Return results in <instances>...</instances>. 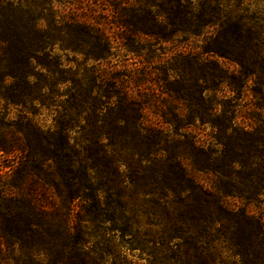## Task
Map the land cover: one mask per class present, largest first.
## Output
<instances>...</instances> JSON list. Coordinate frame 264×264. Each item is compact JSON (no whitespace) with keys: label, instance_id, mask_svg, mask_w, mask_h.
<instances>
[{"label":"trees","instance_id":"16d2710c","mask_svg":"<svg viewBox=\"0 0 264 264\" xmlns=\"http://www.w3.org/2000/svg\"><path fill=\"white\" fill-rule=\"evenodd\" d=\"M55 50L71 54L75 70L62 68ZM118 53L131 55L133 66L111 63ZM245 93L251 98L240 105ZM0 102L55 115L45 131L31 119L30 134L17 123L0 128V154L13 160L0 192V241L13 253L3 264H124L118 253L86 246L96 223L120 234L129 227L126 218L117 225L118 193V211H106L101 193L109 199L110 188L93 181L101 174L74 170L75 140L95 148L86 160L100 152L125 165L129 186L135 176H155L160 154L166 175L187 185V211L210 217L214 206L210 220L224 222L209 241L217 264H261L263 219L220 201L264 195L262 11L242 0H0ZM199 127L210 129L209 142L197 139ZM40 173L65 213L41 204ZM198 174L211 176L213 187Z\"/></svg>","mask_w":264,"mask_h":264},{"label":"rangeland","instance_id":"374dc122","mask_svg":"<svg viewBox=\"0 0 264 264\" xmlns=\"http://www.w3.org/2000/svg\"><path fill=\"white\" fill-rule=\"evenodd\" d=\"M242 3L244 6L249 7V11L257 9L264 13V0H242ZM62 7L59 6L58 8L62 9ZM100 8H104V6L100 5ZM114 35L116 36L115 31ZM53 54L60 57L62 68L75 70V66L68 62L73 58L71 54H63L56 50ZM114 62L131 67L135 61L131 55L118 53L111 60V63ZM231 69L233 68L230 66L229 70ZM69 85L67 82L59 87V93L63 94L60 100L64 99L65 91ZM250 98L247 93L243 94V99L239 104H246ZM53 116H55L53 112L47 111L39 105H34L32 110L25 113L19 108L7 107L0 102V128L17 123L19 124L17 127L21 126L23 132H26L28 129L26 130L25 121L31 119V121L37 122L45 131L51 129ZM13 129L17 128L14 127ZM27 133L30 134L29 131ZM76 134L77 131H74L71 137L76 139L78 137ZM196 137L201 143L209 142L210 129L199 127L198 130L196 129ZM69 144L71 145V152L74 153L71 154L74 170L82 166L86 174L91 177L101 174V179L98 178L93 181L95 184L101 185L106 182V187L110 188L109 199L106 198L104 193H101L104 203L108 204L106 211L111 212V209L118 211V205L115 203L118 193L117 202L122 206L123 212L120 217L119 212L115 211L114 215L121 219L117 225H120V222L124 220L122 218H126L128 221L129 230L127 234L107 231L108 228L111 229L113 226L109 222H105V225L96 223L94 226L89 227L90 234L94 235L96 239L86 238V246L95 247L98 244V247H104L112 254L118 253L124 264H217L218 257L213 255V249L209 241L219 238L220 234L217 233V230L223 227L224 222L217 224L215 221L210 220L215 219L214 206H209L212 212L210 217H206V213L199 217L198 214L195 216V214L187 211L190 209L185 208V206L191 204L189 194L185 193L183 189L187 185L174 181L171 175H166L160 165V162H163L160 161V154H157L153 159L155 163H153L152 168L155 176H152L151 179L148 176H135V184L129 186V174L125 165H117L108 155H103L100 152L98 153L99 159L91 158L88 161L85 159L86 154L90 155L95 148L87 149L85 143L78 140L70 141ZM97 148L101 150V147ZM149 161H152V159ZM12 162V158L0 154V192L8 189L5 182L7 180L6 176L9 174L8 167ZM45 166H48L49 171L54 168L51 160H47ZM142 167H144L143 164H141ZM39 175L40 181L37 182L38 187L36 189L41 204L49 210L54 207L60 208L61 212L65 213L67 210L62 208L61 199L55 196L50 198L53 190L48 187V184H45L47 183V177L45 178L43 173ZM195 178L203 186L213 187L211 176L198 174ZM152 181L153 186H151ZM256 201L247 204L244 200L238 198L222 197L220 203L232 212L245 208L250 214L259 216L264 221V195H260ZM107 215L105 214L104 217ZM72 222L74 223V221H71V224ZM214 234L216 235L212 239L211 236ZM197 241H202L204 244L199 246L196 244ZM132 242L138 245L137 249L136 246L132 245ZM188 245H191V247L187 248ZM10 250V247L0 241V264L4 263L5 257H12L13 253L10 254ZM187 250L189 251L187 252ZM39 258H41V255H39ZM183 258H187L185 263L182 262ZM231 261V259H222V264H230ZM261 264H264V257H262Z\"/></svg>","mask_w":264,"mask_h":264}]
</instances>
